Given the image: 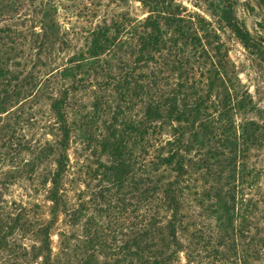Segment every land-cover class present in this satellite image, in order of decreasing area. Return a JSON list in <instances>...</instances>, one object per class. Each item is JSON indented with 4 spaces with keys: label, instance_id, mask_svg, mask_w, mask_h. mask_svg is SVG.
<instances>
[{
    "label": "trees",
    "instance_id": "obj_1",
    "mask_svg": "<svg viewBox=\"0 0 264 264\" xmlns=\"http://www.w3.org/2000/svg\"><path fill=\"white\" fill-rule=\"evenodd\" d=\"M114 1L147 15L76 46L55 0H0V264H264V107L202 20Z\"/></svg>",
    "mask_w": 264,
    "mask_h": 264
},
{
    "label": "rangeland",
    "instance_id": "obj_2",
    "mask_svg": "<svg viewBox=\"0 0 264 264\" xmlns=\"http://www.w3.org/2000/svg\"><path fill=\"white\" fill-rule=\"evenodd\" d=\"M55 1L57 2L56 20L60 27L70 33V42L76 46L84 44L83 32L89 31L104 18L110 20L119 12L131 16L147 15V10H142L138 3H128L119 7L114 0ZM249 2L250 8H253L252 0H173L182 15L190 16L194 23L202 20V25L207 30L217 34L228 50L229 59L239 69L240 81L260 107H264V84H262L264 78H257L248 69V54L230 27L232 25L237 28L245 27L251 35L264 36V30L258 25L260 16L257 9L251 11L245 7V3ZM69 154L74 162L75 156H89L90 153L81 151L79 143H73Z\"/></svg>",
    "mask_w": 264,
    "mask_h": 264
}]
</instances>
